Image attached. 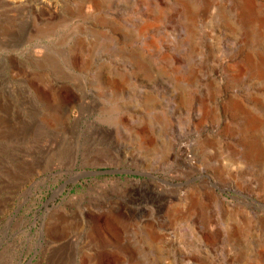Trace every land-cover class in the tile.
I'll use <instances>...</instances> for the list:
<instances>
[{"label":"rangeland","instance_id":"rangeland-1","mask_svg":"<svg viewBox=\"0 0 264 264\" xmlns=\"http://www.w3.org/2000/svg\"><path fill=\"white\" fill-rule=\"evenodd\" d=\"M253 65L264 0H0V264H264Z\"/></svg>","mask_w":264,"mask_h":264},{"label":"bare ground","instance_id":"bare-ground-1","mask_svg":"<svg viewBox=\"0 0 264 264\" xmlns=\"http://www.w3.org/2000/svg\"><path fill=\"white\" fill-rule=\"evenodd\" d=\"M243 7H244L243 12L245 14H247V16L252 17L253 20L257 24H259L263 21V19H261L260 17L258 18L253 14L252 5L249 2H245ZM188 11H189L188 8L186 9V11H184V13L186 14V18H189ZM143 70L145 72L148 71V69H146L145 66H143ZM250 70H251L252 74L257 75L258 77L264 76V66L263 65H253ZM234 103H236V102H234ZM256 123H257V120L255 118L254 119L252 118L247 122V124H249V125H256ZM249 154L253 157H256L260 154V150L256 147L255 143H253L249 146ZM258 158H259V156H258Z\"/></svg>","mask_w":264,"mask_h":264},{"label":"water","instance_id":"water-1","mask_svg":"<svg viewBox=\"0 0 264 264\" xmlns=\"http://www.w3.org/2000/svg\"><path fill=\"white\" fill-rule=\"evenodd\" d=\"M101 172H106V173H118V174H134V172L132 171H127V170H118V169H108V170H104V171H101ZM118 178L120 179V176H118ZM125 179L128 180L129 177L128 176H125Z\"/></svg>","mask_w":264,"mask_h":264}]
</instances>
